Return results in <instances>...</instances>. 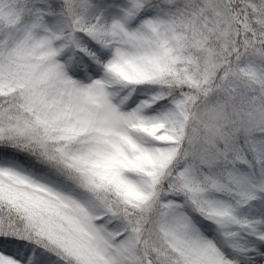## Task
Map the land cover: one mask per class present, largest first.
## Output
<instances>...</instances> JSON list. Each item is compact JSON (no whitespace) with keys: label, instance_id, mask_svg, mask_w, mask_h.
<instances>
[{"label":"snow or ice","instance_id":"6c2138e0","mask_svg":"<svg viewBox=\"0 0 264 264\" xmlns=\"http://www.w3.org/2000/svg\"><path fill=\"white\" fill-rule=\"evenodd\" d=\"M0 264H264V0H0Z\"/></svg>","mask_w":264,"mask_h":264}]
</instances>
